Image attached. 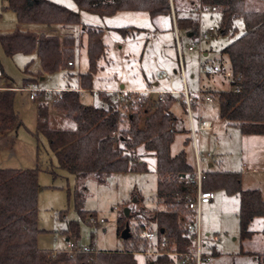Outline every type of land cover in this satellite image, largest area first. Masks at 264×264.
I'll list each match as a JSON object with an SVG mask.
<instances>
[{"label":"rangeland","instance_id":"rangeland-1","mask_svg":"<svg viewBox=\"0 0 264 264\" xmlns=\"http://www.w3.org/2000/svg\"><path fill=\"white\" fill-rule=\"evenodd\" d=\"M77 11L82 25L103 29L102 41L104 55L97 59L92 72L91 89L80 91V101L84 105L101 106V94L123 98L137 97L139 91L151 90L169 92L178 91L171 111L176 116L174 138L170 145V154L184 150L187 161L194 166L193 143L190 138L188 105L179 92L186 88L192 101L201 99L198 105L190 107L196 129L197 119H210L211 130L197 131V151L203 170L230 171L240 173L243 189L256 188L264 200V135L243 134L235 125L219 117V104L215 98L217 90H227L229 77L225 74L229 68L226 55L221 53L234 36L242 33V20H234L235 32L211 37L202 42L203 49L209 50L208 59L221 58L219 71L204 73L199 69L200 57L197 48L188 50L193 41L183 28H177L178 47L181 52L184 82L179 71L176 34L170 14H161L151 18L145 11L121 10L109 16H100L93 12L81 10L73 0H50ZM188 0H174L178 16L191 15L198 19L194 10L190 11ZM5 0H0V34L16 29L40 32L62 38L69 34L74 38L72 57L73 66L58 69L51 73L36 75L40 63L34 49L19 50L7 54L0 44V85L13 87H36L45 90H63L78 87V76L88 72L87 34L80 23L61 25L58 23L19 22L15 13L4 8ZM264 8L261 0H245V8ZM201 28L206 29L217 23L215 14L201 15ZM44 24V25H43ZM129 26V27H126ZM131 34H122L118 28ZM140 30V31H139ZM222 54V55H221ZM42 77V78H41ZM28 79L30 82L25 83ZM124 89H120V86ZM111 92H107V91ZM213 97L210 101L204 96ZM42 91L36 99L52 97L54 92ZM155 99V93L146 97ZM195 99V100H194ZM121 105V106H120ZM195 105V106H193ZM13 106L20 124L14 125L0 133V168H36L37 169V225L41 230L37 235V246L44 249H65L69 243L90 245L98 250L116 251L130 249L134 240L143 242V228L147 219L157 209H162L164 202L158 197V174L153 156H140L143 147L136 148L134 154L145 167L128 168L101 175L85 176L81 183L83 195L75 206V176L58 166L54 153L50 150L46 138L35 136L36 101L29 97V91L22 89L14 92ZM118 106L124 117L119 128H127V113L130 109ZM50 123L55 127L68 128L72 123L60 115H53ZM142 121L140 122V125ZM185 141V144H184ZM204 154L209 156L205 157ZM212 167L207 166L208 161ZM239 197L224 190L215 191V199L201 208V225L203 232L216 234L215 243L218 255L212 264H254V253L264 250L263 217H256L249 228L253 234L250 238L240 239L239 231ZM125 208H129L128 216ZM77 224L75 235L66 240L64 230L67 224ZM126 223L130 236L121 237ZM157 228L155 220L148 223ZM123 227V228H122ZM121 228V229H120ZM147 228V226L145 227ZM120 229V230H119ZM209 245V243H208ZM143 247V246H142ZM141 247V248H142ZM152 255L139 251L135 253L138 264H146ZM172 264H177L174 259Z\"/></svg>","mask_w":264,"mask_h":264},{"label":"trees","instance_id":"trees-1","mask_svg":"<svg viewBox=\"0 0 264 264\" xmlns=\"http://www.w3.org/2000/svg\"><path fill=\"white\" fill-rule=\"evenodd\" d=\"M81 10L109 16L121 10L145 11L151 18L170 14L169 0H73ZM193 11L199 0H188ZM218 8L217 29L221 35H234V20L240 18L243 31L234 36L221 53L227 56L231 77L228 90H219L215 98L219 104V117L235 125L243 134L264 135V8L247 9L245 0H200ZM264 2V0H261ZM4 8L12 10L19 22H42L69 25L80 23L77 11L50 0H5ZM173 9L176 27L187 33L195 32L198 20L191 16H178ZM82 25V24H81ZM87 34L89 70L79 74L81 88H91L92 72L97 59L104 53L102 29L82 25ZM126 32L123 28H118ZM3 50L10 54L14 50L37 48L40 51L39 74L51 73L65 67L64 62L72 57L73 36L58 37L29 30L16 29L0 34ZM30 82L28 79L25 83ZM67 89L54 92L49 98H34L36 101L35 136L42 134L54 153L58 166L73 174L76 179L74 201L83 195L81 180L90 174L101 175L128 168L145 167L134 154L137 147L151 152L155 158L158 174L157 193L164 202L139 225L144 230H155L159 236H175L177 250H184L191 242L180 220L185 211L181 202L175 200V192L189 191L187 175L193 169L186 162L184 150L171 155L170 144L174 138L175 118L171 105L173 95H165L164 101L145 97L116 98L101 94L102 105H84L79 91ZM14 91L0 90V130H6L21 122L13 106ZM119 101L130 109L126 117L128 127L120 129L123 113ZM121 106V105H120ZM53 115H60L71 122L68 128L55 127L50 121ZM142 124L140 125V122ZM37 169L0 168V264H138L135 253L145 252L155 246L146 239L137 238L130 249L96 253L78 252L70 255L67 250L44 249L37 246ZM202 188L222 189L239 197L240 239L250 238L249 228L256 217L264 218V200L258 189H243L240 173L230 171H208L202 181ZM155 220L157 228L148 225ZM77 224L70 222L64 230L69 240L75 235ZM147 226V228H145ZM123 228V227H122ZM121 229V228H120ZM119 229V230H120ZM143 230V231H144ZM264 231V224H263ZM76 244V243H74ZM77 245V244H76ZM90 246V245H89ZM143 246V247H142ZM142 247V248H141ZM156 248V247H155ZM216 251H212V255ZM254 264H264V250L252 255ZM173 258L158 255L146 264H172Z\"/></svg>","mask_w":264,"mask_h":264},{"label":"built area","instance_id":"built-area-1","mask_svg":"<svg viewBox=\"0 0 264 264\" xmlns=\"http://www.w3.org/2000/svg\"><path fill=\"white\" fill-rule=\"evenodd\" d=\"M170 2V10H171V18L174 26L175 33H177L176 27V17L173 9V0H169ZM218 12V8L216 5L203 3L199 0L197 3L194 14L198 16V28L195 32H192V43L188 45L189 50H193L194 48L198 49L199 56L205 57L206 55L203 52L204 49L202 47V42H207L211 37L215 36L218 33L217 25H209L206 29L201 28L200 17L202 14H214ZM177 47H178V39ZM178 56H181L180 49L178 47ZM73 62L71 60L67 61L68 65H71ZM221 67L220 61L218 59H204L199 62V69L204 73H213L219 71ZM179 69L182 73L183 78V66L182 62L179 63ZM225 74L227 76H231L230 71H226ZM0 89H12V90H22L25 89L29 91V97L31 99L36 98L41 94L42 91L47 92H61L63 90H55L52 91L50 89L42 90L34 85H27V87H0ZM185 102L188 105V113L190 114V99L187 93L186 88L182 90ZM148 93H158V99L163 100L162 94L165 92L157 91V90H143L138 92L137 100H142L147 96ZM205 100H211L209 95L204 96ZM201 99L195 101V103H199ZM190 118V117H189ZM211 121L208 119H200L198 121V125L195 129L192 120L189 122V130L191 141L194 146L195 153V165L193 170L188 173L187 181L190 186L189 191L175 192L174 198L177 202H181L185 208V211L180 215V220L185 228V231L190 237L191 242L184 250H177V238L175 236H159L157 231L155 230H144L143 237L149 244H153L154 248H148L144 253L146 255H152L154 257L158 255H167L177 261V264H212V249L215 246V243L219 240L216 234H203L200 226V208L203 204L210 202L215 197V192L213 190L203 189L202 181L205 178L206 172L201 169L199 156L196 151L195 141L197 139V131L203 129H210ZM206 156H209L206 154ZM209 243V245H208ZM215 248V247H214ZM67 252L70 255H74L78 252L82 253H96L97 250L89 245H76L74 243H69L67 246Z\"/></svg>","mask_w":264,"mask_h":264},{"label":"crops","instance_id":"crops-1","mask_svg":"<svg viewBox=\"0 0 264 264\" xmlns=\"http://www.w3.org/2000/svg\"><path fill=\"white\" fill-rule=\"evenodd\" d=\"M260 8V7H259ZM258 8V9H259ZM194 13V12H193ZM215 14V16L217 17V22H218V12H216V13H214ZM200 22H201V19H200ZM42 23V22H41ZM44 24H46V23H44ZM43 24V25H44ZM213 25H217V23L216 24H213ZM126 27H129V26H126ZM122 28H124V27H122ZM102 29V28H101ZM22 30H24V29H22ZM47 30V29H46ZM46 30H40V32H38V33H44V34H48V33H45L46 32ZM102 31H103V29H102ZM140 31V30H139ZM32 32H35V31H32ZM131 33H133V32H122V34L124 35V34H131ZM176 34V40L178 39V36H177V33H175ZM190 37H192V33H187ZM53 35H55V34H53ZM70 36L69 34H65V35H63L62 36V38H60V37H58L59 38V40L62 42V40H63V38L65 37V36ZM102 35H103V33H102ZM217 35H220L219 33H217L214 37H216ZM72 36V35H71ZM74 45V44H73ZM176 45H177V41H176ZM73 47V46H72ZM35 51H36V53H37V55L40 57V51L37 49V48H33ZM73 49V48H72ZM189 50V49H188ZM204 53H205V55H206V57H208L209 56V50L208 49H204V51H203ZM181 53V52H180ZM104 55V53L102 54V56ZM177 55H178V47H177ZM222 55V54H221ZM101 56V57H102ZM226 57V59H227V56H225ZM178 59L180 60L179 61V63L181 62V56L179 57L178 56ZM205 59H208V58H205ZM213 59H215V58H213ZM216 59H218L219 61H220V64H221V62H222V59L221 58H216ZM67 61H69V60H67ZM72 61V60H71ZM73 62V61H72ZM39 63H40V61H39ZM73 64H74V62L71 64V65H66L67 67H70V66H73ZM64 68H66V67H64ZM64 68H63V70H64ZM39 71H40V66H39V69H38V71H36V75H33V76H31V78H37V76H41V74H39ZM179 71H180V69H179ZM226 71H230L229 70V68L226 70ZM44 74H46V73H44ZM180 74H181V78H182V73H181V71H180ZM209 74V73H208ZM229 77V80H230V77L231 76H228ZM42 78V77H41ZM182 81L184 82V74H183V78H182ZM30 84V83H29ZM36 84H37V82H36ZM36 84H34V86L36 85ZM230 84V83H229ZM31 85H33V84H31ZM0 87H9V88H14L13 86H4V85H0ZM230 87V86H229ZM68 88V87H67ZM67 88H65V89H67ZM64 89V90H65ZM69 89H71V90H77V91H79V93H80V91H82V90H85L86 88H81L80 87V85H78V87H74V88H69ZM91 89V88H90ZM120 89H124L123 88V86L121 85L120 86ZM148 89H151V90H157L156 88H148ZM184 89V88H183ZM182 89V90H183ZM229 89V88H228ZM227 89V90H228ZM0 90H2V89H0ZM10 90H12V89H10ZM182 90L179 92V94L181 95L180 97H183V99H184V95H183V92H182ZM187 90V89H186ZM14 92L16 91V90H13ZM107 91V90H106ZM217 91H219V90H217ZM107 92H111V91H107ZM187 93H188V95H189V92L187 91ZM206 93H207V95H209V92L208 91H206ZM157 96L155 97L156 99H158V96H159V94L158 93H155ZM178 94V91H176V90H171V91H169V92H165V93H163L162 94V96H163V100H160V101H164V96L165 95H173L174 97H175V95H177ZM210 97H211V99H213V97L211 96V95H209ZM148 97H150V96H148ZM190 98H194V97H190L189 96V99ZM151 99V98H150ZM34 100V99H33ZM159 100V99H158ZM195 100V99H194ZM197 100V99H196ZM195 100V101H196ZM205 100V99H204ZM195 101H192V103L194 102V104L195 105H198V103H195ZM206 101H210V100H206ZM192 103H191V106H192ZM195 105H193V106H195ZM191 106H189V109H190V114H191ZM188 115H189V113H188ZM190 118H189V122H190V119L192 120V123H193V119H192V115H190L189 116ZM174 118H175V122H176V120H177V118H176V116L174 115ZM201 119V117H198V119H197V125H198V121ZM208 120H210V119H208ZM211 121V120H210ZM193 125H194V123H193ZM197 127V126H196ZM212 127H213V122L211 121V128L210 129H203V130H198V131H206V130H211L212 129ZM3 131H1L0 130V133H2ZM198 133V132H197ZM190 138H191V136H190ZM184 144H185V141H184ZM171 145V144H170ZM195 146H196V151H197V145H196V142H195ZM169 152H170V149H169ZM193 152H194V146H193ZM185 153V152H184ZM197 154H198V156H199V153H198V151H197ZM153 156V154L151 153V152H148V151H145V150H143V153L140 155V156ZM172 155V154H171ZM205 155V157H206V154H204ZM154 157V156H153ZM208 157V156H207ZM185 158H186V156H185ZM186 162L188 163V164H190L188 161H187V158H186ZM199 162H200V156H199ZM191 165V167H192V169L194 168V166L192 165V164H190ZM194 165H195V153H194ZM207 166L210 168V167H212L213 166V162L212 161H208L207 162ZM200 167H201V163H200ZM201 169H202V167H201ZM203 170V169H202ZM205 172H208V170H204ZM215 192V191H214ZM215 199V197L210 201V202H208V203H205V204H203V205H206V204H209V203H211L213 200ZM202 205V206H203ZM202 206H201V208H202ZM201 208H200V211H201ZM200 215H201V213H200ZM200 226H201V230L203 229L202 228V225H201V216H200ZM202 232H203V230H202ZM203 234H205V235H207V234H210V233H208V232H203ZM67 240V239H66ZM215 247V248H214ZM213 247V249H212V251L213 250H215L216 251V253L215 254H213V259H214V257L215 256H217L218 255V253H217V248H216V246H214ZM149 260H151V259H149Z\"/></svg>","mask_w":264,"mask_h":264},{"label":"water","instance_id":"water-1","mask_svg":"<svg viewBox=\"0 0 264 264\" xmlns=\"http://www.w3.org/2000/svg\"><path fill=\"white\" fill-rule=\"evenodd\" d=\"M129 214V208H125V215L128 216ZM130 236L129 227L126 223L125 227L121 231V237L122 238H128Z\"/></svg>","mask_w":264,"mask_h":264}]
</instances>
